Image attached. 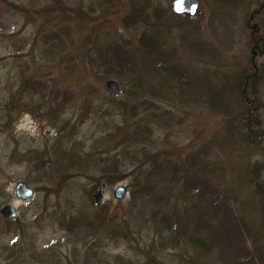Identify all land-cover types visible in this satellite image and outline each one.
Here are the masks:
<instances>
[{
	"label": "rangeland",
	"instance_id": "1",
	"mask_svg": "<svg viewBox=\"0 0 264 264\" xmlns=\"http://www.w3.org/2000/svg\"><path fill=\"white\" fill-rule=\"evenodd\" d=\"M172 1L0 0V209L17 213L9 221L0 215V264H177L185 256L220 264L215 250L231 256L225 241L214 252L161 245L163 214L195 200L192 179L225 189L250 226L260 221L254 191L256 179L264 183V137L255 147L239 141L238 119L207 101L226 106L244 94L250 105L234 104L236 114L254 109L264 133V78L244 88L251 56L264 74V0H197L191 18L174 15ZM255 38L261 43L253 50ZM148 51L158 71H143ZM129 52L140 69L127 73ZM25 80L62 103L51 110ZM109 80L119 86L116 97L105 88ZM144 154L166 164L161 178H150L156 189L148 198L134 182L151 167L136 170ZM110 156L118 160L115 177L103 172ZM20 182L33 191L29 201L14 195ZM164 185L172 188L167 195ZM118 186L127 189L122 200L113 198ZM164 199L165 212L158 210Z\"/></svg>",
	"mask_w": 264,
	"mask_h": 264
},
{
	"label": "trees",
	"instance_id": "2",
	"mask_svg": "<svg viewBox=\"0 0 264 264\" xmlns=\"http://www.w3.org/2000/svg\"><path fill=\"white\" fill-rule=\"evenodd\" d=\"M145 6L146 4L139 8L142 15ZM142 15L140 16L147 21L148 18H145ZM171 18L172 17L170 16V19ZM179 18L184 19L183 17ZM143 22L144 21H141V24ZM144 26L146 25L144 24ZM255 34L256 31L253 33V36ZM150 38H153V34L151 32L144 35L142 40H144L146 44L148 41L152 43L153 40ZM260 43L261 39L255 38V43L253 42L252 49L254 50V48H256ZM261 45L263 46L264 44L262 43ZM115 51H117V49H115ZM134 55L135 54L133 52H129V54L123 53L124 59L126 56L128 57V60H133L134 64H128L129 70L126 71L127 73L137 71L136 68L140 69L138 64L134 63ZM253 59V56H251L252 72L244 76L245 89L250 86L255 88L256 85L262 83L264 78V74H262L261 70L258 68V70L255 69L256 67H254L255 65L252 61ZM117 60L120 63L122 62L120 59ZM141 60L142 63L144 61L146 62L147 65L143 64L142 69L148 73L149 69L152 68L149 61L150 51L146 54L144 52L141 56ZM157 68L158 66L155 65L152 69L154 71H158ZM115 70H117L118 73L120 72L119 69ZM103 74L107 77H113V68L105 66L103 68ZM169 75L171 76V74ZM131 78L136 79L135 75L133 77L131 76ZM25 81L23 84L27 83L26 85L29 89H31L30 94L39 92L40 97L43 100L41 102H46L48 105L50 103L49 107H51V110L54 109L56 103L59 104L62 101L57 94L51 97L52 100H48L46 97H49V95L46 91H44V88L40 83L33 81L30 82L28 80ZM137 81L141 83L138 79ZM184 81H182L181 84L184 83ZM172 86H177L179 90L184 93V91L180 89L181 85L178 86L175 84L171 85V87ZM244 91L245 90L242 92ZM147 93L151 96L150 98H154V95H156L155 87H153V90L148 88ZM243 95L239 94L236 100H233V102L229 101L230 104H227L226 106L218 105L213 99L208 100L207 102L212 106L218 107L219 110H217L220 111L222 116H226L227 114L229 121L231 119H238V124L232 129L234 135L239 141L242 140L249 146L253 145V147H255L260 140V137H264V133L261 132V121L256 119L257 117L254 115V109H241V111L236 114L239 108L236 109L234 104L244 101L247 105H250V101L247 102V99ZM228 100H230V96H228ZM225 120L226 119H224V122ZM257 127H259L258 131L255 132L253 129ZM130 136L133 137L132 134L127 133V135H125V139L128 140V137ZM133 143H136L135 139L133 140ZM140 163L141 164L136 167V170H139L141 167L143 168L144 165L151 163V167L144 171V177H134V182H136L137 185L138 183L141 185L138 189L139 195L148 198L153 195V191L156 189L155 183H153L150 178H161L160 176L165 174L164 169L166 164H158L155 155L152 154H144ZM105 164L107 165V168L106 170H103L104 174L107 177H115L119 169L118 160L115 157L110 156L106 158ZM179 172H181L182 175L186 174L185 167H180ZM188 187L192 194H196L195 200H193L192 204L188 208H180L179 211H177L175 208L169 207L168 210L170 209L171 213H168L167 210V212L163 214L162 221L158 227V232L164 235L161 245L164 248H170L172 250L179 248L181 245H189L190 247H196L203 252H214L213 249H211L212 246L217 243L223 244L225 241V244L230 246L229 252L231 253V256H229L228 251H225L224 249L215 250L217 251L216 258L219 260L220 264H264V248H260L257 244L261 241L264 242V183L261 182L260 179H256L254 194L256 205L258 206L257 210L261 213V218L255 227L250 226L248 221L239 215L238 210L229 205V201H226L224 198V194L226 193L225 189L220 190L217 184L214 183V185H212L211 182L206 179H192L189 182ZM170 189L172 188L164 185L161 195H167ZM163 202L165 205L158 207V210L165 212L167 206L170 204L167 199H164ZM250 216L246 218L249 219ZM185 257H183L184 260H180L179 258L177 264H201L199 257Z\"/></svg>",
	"mask_w": 264,
	"mask_h": 264
},
{
	"label": "water",
	"instance_id": "3",
	"mask_svg": "<svg viewBox=\"0 0 264 264\" xmlns=\"http://www.w3.org/2000/svg\"><path fill=\"white\" fill-rule=\"evenodd\" d=\"M199 2L197 0H173L171 2V12L174 15L178 16H186V17H194L198 11ZM105 88L108 92H110L113 96H117L119 94V86L116 81L110 80L105 84ZM101 186L99 188L98 194L94 196V200L96 202L99 201L101 197ZM14 193L17 199L21 201H27L32 197V190L27 187L25 183H18L15 186ZM126 196V189L122 186H118L114 192L113 197L116 200H122ZM0 214L5 219H13L16 216V211L11 206H4L0 210Z\"/></svg>",
	"mask_w": 264,
	"mask_h": 264
}]
</instances>
